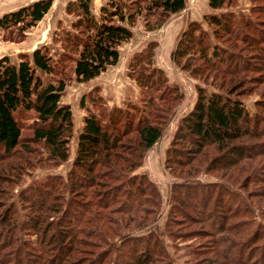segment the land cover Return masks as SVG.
<instances>
[{
	"label": "trees",
	"instance_id": "16d2710c",
	"mask_svg": "<svg viewBox=\"0 0 264 264\" xmlns=\"http://www.w3.org/2000/svg\"><path fill=\"white\" fill-rule=\"evenodd\" d=\"M232 2L237 0H208L210 9L219 12L204 19L219 41L239 51L243 44L242 50L264 68V28H258L257 22L264 23V18L242 15L238 21L242 28H238L234 13L221 11ZM259 2L250 0L252 14H264V4ZM51 5L52 0H35L4 13L0 29H16L24 35ZM185 7V0H111L100 7V20H96L91 0L71 1L66 11L78 16L72 26L81 30L84 39L67 33L64 53L57 60L45 47L21 55L18 63L8 56L0 58V264H175L164 247L165 235L174 244L194 241L185 246L194 264H207L206 253L214 256L215 264H264V164L262 179L256 175L257 157L264 155V146L234 143L264 137L263 116L249 115L241 100L244 93L234 81L254 65L246 63L242 50L228 52L218 45L208 57L207 48L201 47L206 32L197 22L183 31L173 60L180 64L179 59L196 47L204 64L215 68L225 64L223 73L230 79L224 94L206 93L199 87L194 107L179 120L165 167L182 180L170 184V206L162 229L156 221L163 211V196L147 173L137 170L165 130L162 116L169 108L156 101L165 103L166 91L176 97L174 101L180 96L172 86L159 92L165 78L161 70L151 67L152 46L135 55L130 66L137 67L133 76L142 87V100L156 111L137 120L126 114L124 119L120 108L106 113L100 101L97 111L84 117L66 181L48 175L19 192L18 207L9 202L13 185L26 170L42 162L57 167L69 158L72 113L69 104L61 103L66 63L73 64L78 82H89L118 62V48L132 38L137 16L152 17L145 26L154 29ZM202 170L218 172L220 182L195 180ZM259 183L262 192L248 189ZM203 237L210 240L200 248Z\"/></svg>",
	"mask_w": 264,
	"mask_h": 264
},
{
	"label": "rangeland",
	"instance_id": "374dc122",
	"mask_svg": "<svg viewBox=\"0 0 264 264\" xmlns=\"http://www.w3.org/2000/svg\"><path fill=\"white\" fill-rule=\"evenodd\" d=\"M25 1L26 0H0V16L24 6L23 4L20 5V3ZM71 1L75 0H52L49 11L33 27L25 30L24 35H21L16 29L13 31L0 29V58L8 56L12 63H18L21 55L26 54L30 56L36 48L45 47L52 58L57 60L64 53L65 48L63 40L67 33L70 34L69 36L76 35L80 40L84 39V34L81 30L72 26L78 19V16L75 15V13H68L66 11V5ZM109 1L111 0H91V14L96 20H100V7ZM128 1L130 2L131 0ZM185 1L186 7L184 10L176 14H171L159 27L154 29H148L145 26L148 20H153L152 17L144 16V13L137 16L135 23L131 26L133 33L132 38L127 42H123L118 48V62L114 66H109L106 71L97 78L89 82H78L72 73L73 64L71 62L66 63V87L61 98V103L69 104L72 113L73 132L69 143V158L66 162L57 167L42 162V164L35 166V168L33 167L28 171L26 170L18 178L16 181L17 183L13 185V189L10 192L12 198L9 202L15 203L18 207L19 192L37 181L45 179L48 175L59 176L66 181L77 150L78 136L82 131L84 117L89 111L96 112V107H99L100 101L104 106L103 108H106V113L114 107L120 108L124 119H127L125 116L126 114H128L129 118L134 116L137 120L138 118L146 117L152 109L156 111V107L151 108L145 105L146 103L142 100V87L139 86L133 76L137 67L132 69L130 66L135 55L141 53L148 46H152L153 54L151 67L161 70L165 78V81L163 79L161 82L162 86L159 92H162L164 87L168 89V87L171 88L172 86L177 88H175V93L180 96L177 101H174L173 99L176 97H174L171 92L166 91V102L156 101L157 105L163 104L164 107L169 108V111H166L168 114L162 116V122L166 121L165 130L158 142L148 150L143 165L137 170V173L146 172L163 196V211L156 223L161 229L164 227L163 225L170 206V184L173 181L177 182V180H182L181 177L175 175L174 172L171 173L165 167L166 152L175 136L179 120L184 115L188 114L194 107L198 96L197 89L199 87H202L206 93L219 92L224 94L230 79V75L223 73V65L225 64H221L222 67L219 68H215L210 64H204L203 61L199 59L198 53H195L196 47L186 58L179 59L181 62L180 64L173 60L172 54L175 52L182 38L183 31L190 22L199 23L200 29L206 32L203 40L204 43L201 47L207 48L206 54L208 57H211L212 49L215 45H218L228 52H237L238 54L244 49L243 44H241L242 49L240 51L238 48L234 49L231 44L224 43L221 39L219 41V38L212 33L213 27L207 24L204 17L219 11L210 9L208 0ZM261 2L259 3L264 4V0H261ZM223 8L224 9L221 10L223 12L234 13V21L238 24L235 25H237L238 28H242V24L238 22L242 15H250L253 20L255 17L256 20L264 18L263 13L252 14L250 0H237V2L225 4ZM257 22L260 24L258 28L263 29L264 23ZM186 41L187 39L183 40V46ZM242 52L246 63L254 66L252 69L247 68L245 71H242L239 76H236L234 81H236L239 86L238 91L244 93L241 100L249 115H261L264 119V68L260 66L255 56H251L248 51L242 50ZM187 58H192V60L189 61L190 64L187 63V61L186 63L188 65L184 66L182 62L184 60L186 61ZM196 67H200V71H196ZM192 70H194V72H192ZM148 71H151V69H148ZM222 82H225L224 87L222 90H219L218 86L222 85ZM94 90H96V92H94ZM90 92L92 93L90 94ZM159 94L157 93V95ZM171 96L172 99H168L171 98ZM83 98L82 106L81 100ZM124 124L125 120L122 121V125ZM29 134L30 132L28 130L24 131L25 136ZM247 141L248 143H242V140L235 141L234 143H236L237 146L240 144H243L240 146L251 145L252 143L256 144L255 146H264V137L248 138ZM217 156H220V154ZM257 158L256 175L259 179H262V175L260 174L263 172L264 155L262 154ZM194 178L203 183L220 182V174L218 172L208 174L202 170L194 176ZM262 186V183L256 186L251 184L248 189L256 190L260 193L263 191ZM23 213L24 212H22V214ZM31 238L35 240L34 235ZM201 239L205 243L198 245L199 247L206 246L207 241L209 243L210 240L209 237H203ZM187 241L188 240H176L175 243L177 244H174L172 238L167 235L163 236L164 247L175 264H187V260H192L193 263V259H190L185 252V250H187L185 246L186 244H192L194 241H191V243ZM210 256V254L206 253L205 258H208L206 260L207 264H215L217 260L214 256ZM217 259L219 260L218 262L222 261L219 257H217ZM192 263L189 262L188 264Z\"/></svg>",
	"mask_w": 264,
	"mask_h": 264
},
{
	"label": "crops",
	"instance_id": "0c3cea01",
	"mask_svg": "<svg viewBox=\"0 0 264 264\" xmlns=\"http://www.w3.org/2000/svg\"><path fill=\"white\" fill-rule=\"evenodd\" d=\"M32 1H34V0H26L25 2H21L20 5H22V4H23V5H26V4H28V3H31ZM102 73H104V72H102ZM102 73H101V74H102ZM101 74H100V75H101ZM100 75H99V76H100ZM97 77H98V76H97ZM97 77H96V78H97ZM94 79H95V78H94ZM92 80H93V79H92Z\"/></svg>",
	"mask_w": 264,
	"mask_h": 264
}]
</instances>
